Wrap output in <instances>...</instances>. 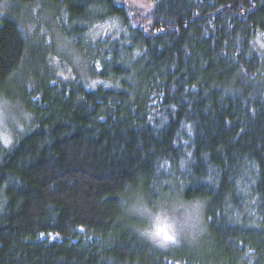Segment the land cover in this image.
Returning a JSON list of instances; mask_svg holds the SVG:
<instances>
[{
	"label": "trees",
	"instance_id": "16d2710c",
	"mask_svg": "<svg viewBox=\"0 0 264 264\" xmlns=\"http://www.w3.org/2000/svg\"><path fill=\"white\" fill-rule=\"evenodd\" d=\"M7 2L46 4L88 82L0 15V95L29 121L0 142V264H264V0ZM129 195L204 202L203 240L156 246Z\"/></svg>",
	"mask_w": 264,
	"mask_h": 264
},
{
	"label": "rangeland",
	"instance_id": "374dc122",
	"mask_svg": "<svg viewBox=\"0 0 264 264\" xmlns=\"http://www.w3.org/2000/svg\"><path fill=\"white\" fill-rule=\"evenodd\" d=\"M131 4L141 11H145L148 7L143 5V0H133ZM43 3H36L32 7L23 8L18 4L8 3L4 0L0 3V15L10 11H20L19 18L25 27L27 36L34 38L35 50L46 52L47 61L50 62L49 68L68 77H78L86 80L87 67L83 58L76 52V50L61 37L56 29L55 22L49 13V8ZM113 29L98 28L90 33L92 40L97 39L103 34H109ZM258 48H264V34L256 38ZM90 86H95L93 82L89 81ZM0 95V142L4 144L3 138L6 137L11 142L14 136L23 133L26 126L29 125L28 118L24 116V111L17 102L9 103ZM5 145V144H4ZM126 214L128 217L139 221L141 228L140 233L147 237V239L158 247H169L177 244H167L161 246V236H153L155 233V222L163 219L170 223L169 232H175L181 225L184 227L180 230L178 244H193L197 245L203 240L207 227L204 223V202H182L179 199L170 200V202H159L154 204L157 207L152 210L146 206V203L136 195L128 196L125 199ZM195 239L193 240V236Z\"/></svg>",
	"mask_w": 264,
	"mask_h": 264
},
{
	"label": "snow or ice",
	"instance_id": "6c2138e0",
	"mask_svg": "<svg viewBox=\"0 0 264 264\" xmlns=\"http://www.w3.org/2000/svg\"><path fill=\"white\" fill-rule=\"evenodd\" d=\"M3 142L5 145H7L8 143H10L11 141L8 140L6 137L3 138ZM139 199V196H138ZM184 226L181 225L180 228L177 229V231L175 232H169V231H164L163 235H162V240H161V246H167V244L171 243V244H178L179 243V233L180 230L183 228ZM151 235L153 236H161V234L159 232H155L152 233ZM195 235L193 236V240L195 239Z\"/></svg>",
	"mask_w": 264,
	"mask_h": 264
},
{
	"label": "clouds",
	"instance_id": "9594fccd",
	"mask_svg": "<svg viewBox=\"0 0 264 264\" xmlns=\"http://www.w3.org/2000/svg\"><path fill=\"white\" fill-rule=\"evenodd\" d=\"M154 228L156 232L163 234L164 231L170 230L171 225L167 221L160 219L155 222Z\"/></svg>",
	"mask_w": 264,
	"mask_h": 264
}]
</instances>
